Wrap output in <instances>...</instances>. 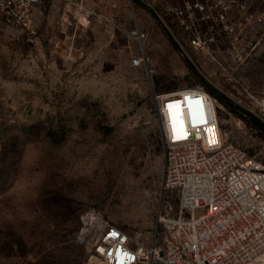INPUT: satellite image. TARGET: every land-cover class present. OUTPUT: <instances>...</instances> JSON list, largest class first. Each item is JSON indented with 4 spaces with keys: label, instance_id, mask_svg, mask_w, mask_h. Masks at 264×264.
Segmentation results:
<instances>
[{
    "label": "rangeland",
    "instance_id": "1",
    "mask_svg": "<svg viewBox=\"0 0 264 264\" xmlns=\"http://www.w3.org/2000/svg\"><path fill=\"white\" fill-rule=\"evenodd\" d=\"M261 13L257 0L233 20ZM34 26H0V264H87L91 213L136 242L160 241L179 202L162 185V95L204 88L225 139L264 164L249 115L264 122V27L210 53L183 43L188 57L144 0H43Z\"/></svg>",
    "mask_w": 264,
    "mask_h": 264
},
{
    "label": "built area",
    "instance_id": "2",
    "mask_svg": "<svg viewBox=\"0 0 264 264\" xmlns=\"http://www.w3.org/2000/svg\"><path fill=\"white\" fill-rule=\"evenodd\" d=\"M42 1L0 0V26L35 33V10ZM144 2L174 29V39L188 57L193 53L183 43L196 54L210 53L224 38L252 39L251 31L246 32L252 23L264 27V13L233 20L254 8L257 0ZM91 14L87 10L84 17ZM135 33L147 36L139 29ZM146 59L144 54L136 56L133 64L140 66ZM160 98L162 185L178 193V208L161 217L160 241L151 246L134 241L104 216L89 214L84 227L90 245L87 264H264L263 162L225 139L217 99L204 88H184ZM177 101L181 112L171 106ZM259 104L264 106V98Z\"/></svg>",
    "mask_w": 264,
    "mask_h": 264
},
{
    "label": "trees",
    "instance_id": "3",
    "mask_svg": "<svg viewBox=\"0 0 264 264\" xmlns=\"http://www.w3.org/2000/svg\"><path fill=\"white\" fill-rule=\"evenodd\" d=\"M212 91L215 92L214 89H212ZM221 100H222V101H225V102L228 101V100L224 99L223 97L221 98ZM227 103L230 104L231 102L228 101ZM249 115H250V117L253 119V121L255 122V124H256L261 130L264 131V122H262L259 118L254 117V116L251 115L250 113H249Z\"/></svg>",
    "mask_w": 264,
    "mask_h": 264
},
{
    "label": "bare ground",
    "instance_id": "4",
    "mask_svg": "<svg viewBox=\"0 0 264 264\" xmlns=\"http://www.w3.org/2000/svg\"><path fill=\"white\" fill-rule=\"evenodd\" d=\"M171 106L173 108H176L178 109L179 112H181L183 106L181 105V102L180 101H177V102H174V103H171ZM87 220V219H86ZM88 221V220H87Z\"/></svg>",
    "mask_w": 264,
    "mask_h": 264
}]
</instances>
